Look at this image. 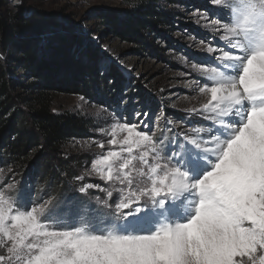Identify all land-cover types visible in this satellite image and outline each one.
<instances>
[{
  "label": "snow or ice",
  "instance_id": "snow-or-ice-1",
  "mask_svg": "<svg viewBox=\"0 0 264 264\" xmlns=\"http://www.w3.org/2000/svg\"><path fill=\"white\" fill-rule=\"evenodd\" d=\"M196 15L211 36L189 85L205 98L189 110L203 123L180 131L159 125L163 114L153 122L151 110L125 116L123 97L109 105L113 148L92 165L107 184L78 188L104 193L97 207L30 202L8 167L0 264H264V0H209ZM58 33L76 42L79 59L92 58L98 37L63 23L45 37Z\"/></svg>",
  "mask_w": 264,
  "mask_h": 264
},
{
  "label": "trees",
  "instance_id": "trees-1",
  "mask_svg": "<svg viewBox=\"0 0 264 264\" xmlns=\"http://www.w3.org/2000/svg\"><path fill=\"white\" fill-rule=\"evenodd\" d=\"M24 1L16 5L10 0H0V52L3 53L0 57V154L19 170L28 168L30 163L36 165L43 179L49 177L52 182L69 174L71 161L62 157L70 153V142L87 136L90 126L78 114L55 111L53 97L73 93L85 98H104L105 104L115 106L118 100L110 93L112 88L120 92L122 85L116 81L120 77L112 73L114 84H108V76L98 72L96 58L88 62L79 59L73 51L75 41L59 33L46 39L45 33L53 25L63 23L62 20L71 23L64 10L45 9L43 0H32L36 2L33 5H26ZM176 1L124 0L129 10L122 11V17L95 14L119 38L145 47L153 40L154 27L172 25L173 11L169 6ZM142 99L139 94L137 102L146 104ZM127 105V115L132 114L134 106ZM124 107L122 104L120 110ZM142 108L145 110L146 106ZM33 151L35 155L31 154ZM73 183L78 184L76 180ZM75 195L83 198L82 202L87 201L76 192L68 196L69 200H75Z\"/></svg>",
  "mask_w": 264,
  "mask_h": 264
},
{
  "label": "rangeland",
  "instance_id": "rangeland-1",
  "mask_svg": "<svg viewBox=\"0 0 264 264\" xmlns=\"http://www.w3.org/2000/svg\"><path fill=\"white\" fill-rule=\"evenodd\" d=\"M10 1L16 5L21 3V0ZM24 2L26 5L36 4L32 0ZM42 2L45 9L64 10V14L69 15L71 23L62 20L63 24L67 23L66 25L76 29H87L90 36L99 38L91 42V50L96 52L91 59L96 58L98 68L102 65L109 66V70L105 74L106 77L108 76V80H112L111 73L120 77L116 81H120L122 85L120 88L122 94L113 88L110 94L114 95L116 101L121 100L122 97L130 101L127 106H134L133 117L136 110L146 106L145 111L151 110L152 112L153 122H156V116L163 114L162 119L158 122L161 126L166 119L172 121L169 127L180 131H189L198 124L185 125L187 122L203 123L200 117L190 115L189 110L193 107L198 108L205 98L198 93V90L193 91L189 85L194 86L193 82L200 75L199 72L193 70L192 65L209 56L204 49L211 36L203 26V21L198 22L196 15L197 9L203 12L208 7L209 0H177L175 4L169 6L173 11L171 14L172 25L165 28L154 27L153 40L148 42L145 47L119 38L114 34L111 26L103 25L96 18L97 14L95 13L98 12L109 13L113 15L112 17H122L121 12L129 10V7L124 5V0H43ZM72 22L76 23L78 28ZM201 41L204 43L201 44ZM105 46L107 52L103 50ZM129 69L131 70L129 71ZM17 75L19 76L20 73ZM20 78L25 79L23 76ZM105 88H107L106 85ZM139 94L146 104L137 102ZM81 97L83 96L73 93L57 94L53 97L55 111H69L78 114L90 125L87 136L70 142L68 147L71 150L70 153L68 151V154L62 157L71 161L68 168L72 173L70 171L64 177L61 175L63 178L60 180L53 179L51 182L49 177L43 179L36 165L30 163L28 168L19 170L0 154V179H3L8 167H12L16 179L22 182L25 190H29L27 197L30 202L40 204L58 200L69 201L77 206H86L91 203L93 207H97L96 197L101 199L105 197L104 193L91 189L90 194L84 196L87 201L83 200L84 202H82L83 198L78 195L74 196L75 200L73 201L68 198L74 192L80 194L78 188L82 186V183L106 186L107 182L100 179L92 165L93 161L98 159L101 154H106L113 148L107 144V140L111 139V127L115 121L112 109L104 103V98L84 97L82 100ZM110 103H112L111 100ZM181 111H184L185 114H181ZM127 113L128 111L125 112V116ZM180 116L185 117L186 120L182 121ZM100 129H103V132ZM159 130L160 128L157 127L156 131L159 132ZM164 130L167 132V128ZM100 142L105 144L103 149L99 147ZM35 153L36 151H33L31 154L35 155ZM78 176L84 177L82 182L76 180ZM73 180H76L79 185H72ZM118 199V194H114V199L110 203L114 206ZM31 206L32 203H29V207ZM103 210L101 208V211Z\"/></svg>",
  "mask_w": 264,
  "mask_h": 264
}]
</instances>
